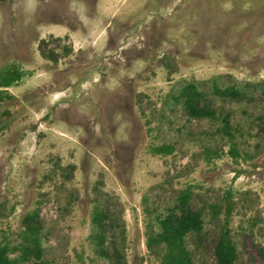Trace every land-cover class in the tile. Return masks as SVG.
<instances>
[{
	"label": "rangeland",
	"instance_id": "obj_1",
	"mask_svg": "<svg viewBox=\"0 0 264 264\" xmlns=\"http://www.w3.org/2000/svg\"><path fill=\"white\" fill-rule=\"evenodd\" d=\"M11 66L22 74L0 87L10 256L37 213L42 264H159L164 246L148 239L189 189L204 222L186 237L193 264H217L225 227L234 264H264V0H0V71ZM189 84L213 118L188 115ZM231 87L242 95L217 91Z\"/></svg>",
	"mask_w": 264,
	"mask_h": 264
},
{
	"label": "trees",
	"instance_id": "obj_2",
	"mask_svg": "<svg viewBox=\"0 0 264 264\" xmlns=\"http://www.w3.org/2000/svg\"><path fill=\"white\" fill-rule=\"evenodd\" d=\"M21 71L15 66L5 68L0 71V87H9L21 78ZM219 94L229 97H240L241 92L234 87L217 89ZM181 96L184 98V106L188 115L192 118L214 117V111L200 103L201 94L194 84H189L181 90ZM219 131L233 138L232 128L228 122L227 116L221 118ZM159 153L170 152L169 145H161L156 148ZM232 156H236L237 149L233 145L230 150ZM217 212V208H216ZM225 213L230 214V208L225 206ZM102 216L94 214V222H99ZM37 213L25 217V227L22 232V243L18 246L20 255L10 256L9 246L0 245V264H20L34 258L33 264H42L41 243L39 240V227L37 226ZM99 221V222H98ZM203 211L195 209L190 205V191L184 189L177 197V202L170 208L167 214L159 219L160 231L155 236H150L148 244L153 243L164 246V254L159 264H193L190 251L186 247V237L189 234L199 235L203 227ZM99 239V238H98ZM262 254L264 250H261ZM214 255L217 264H234L237 251L229 236V231L225 227L222 229L218 241L215 245Z\"/></svg>",
	"mask_w": 264,
	"mask_h": 264
}]
</instances>
